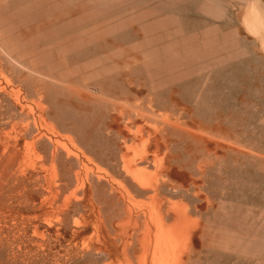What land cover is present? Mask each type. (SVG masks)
Listing matches in <instances>:
<instances>
[{
    "label": "rangeland",
    "instance_id": "rangeland-1",
    "mask_svg": "<svg viewBox=\"0 0 264 264\" xmlns=\"http://www.w3.org/2000/svg\"><path fill=\"white\" fill-rule=\"evenodd\" d=\"M1 1L0 28L4 32L5 43L7 44L9 41L7 45L10 50L12 49V53L23 61L24 65H28L26 67L33 68L37 78L33 77L34 72V74H30L31 72L24 66L16 65L14 68L7 58L5 59L6 62L1 60L4 57L0 53V72L3 71L6 75H3V72L0 73V83L2 84H0L2 86H0V93L4 94H0V264H140L139 256L144 249L140 241L141 236H138L141 229L138 231L139 229L134 226L133 222H129L127 216L121 213L120 203L117 200L113 201L115 199L113 196L109 197L110 188L107 182L110 183V179L115 180V182L118 181L115 174H118L119 170L117 169L122 164L121 154L126 150L129 154L131 153L129 155L130 162L139 161L141 155L134 148L137 150L138 147L139 151L143 140L144 143L152 145V155L165 157L170 170L175 175L185 177L186 182L182 183L176 180L174 176H170L167 179L169 189L167 191H165L166 189L161 190V194L169 202H180L176 209H171V205H168L171 213L175 212L174 210H181L179 208L182 206L191 219V223L186 228L189 236V243L186 245L180 242L175 244L170 241V243L165 242L164 245L155 248V241L164 238L157 232L154 224L150 225L149 256L155 255L157 260L163 264H264V48L259 50L260 46L262 47L264 44V40H262L264 39V0H100L75 16L64 19L53 28H47V32L55 28L50 31V34L44 30V32L31 35L34 40L29 36L30 39L25 38L24 41L17 38V35L10 38L7 36V31L12 28L15 29V27L23 30L26 29V26L48 21L92 0H78V2L77 0ZM73 2L75 3L73 4ZM76 4L78 5L75 6ZM204 5L210 6L213 11L220 9V16H213L212 11L208 15L205 14ZM58 9L59 11H57ZM92 9L94 10L92 11ZM21 10L23 15H21ZM78 16L82 18H78V20ZM22 20H24L25 25L22 24ZM28 21L32 25L30 23L28 26ZM73 24L76 25L75 29L73 28L76 33L72 31ZM92 26L93 28H91ZM98 27H102V29L98 30ZM248 29L250 33L247 32ZM57 30L65 33V36L61 32L57 34L59 33ZM36 34H39V40ZM76 36L79 37V41ZM41 38L43 39L41 40ZM47 40L48 44L46 43ZM51 41L54 42L51 43ZM83 41L86 44L85 48ZM94 42L96 43L93 45ZM108 58L111 62L108 61ZM60 61L66 68L63 64L59 65ZM8 65L11 66L10 70L9 67L7 68ZM18 66L19 71L24 68L20 71L21 73L17 71ZM38 66L41 71L43 68L44 72L40 73ZM46 70L49 72L48 75H46ZM65 70L68 72L65 73ZM10 71L14 74H11ZM55 73L56 77L54 76ZM77 73H79V80ZM37 74L41 75V80L40 77L38 79ZM1 75L3 76L1 77ZM18 77L25 82L24 91H22L23 82L16 79ZM60 78L85 91V88L93 87L100 96L103 95L102 99H95L86 106L75 101V99L73 101L71 99L73 97L66 89L52 81ZM15 80H18L19 85H15L17 84ZM8 81L10 82L8 83ZM27 84L30 86L29 88H26L28 87ZM17 86L21 87L18 88ZM39 91L40 93H38ZM28 93L32 94L33 97L32 95L29 96ZM28 96L30 99L27 98ZM63 97L64 99L67 98L65 100L71 104H67L62 99ZM6 98H9L10 101ZM24 98L27 99V102ZM6 100L7 102H5ZM20 102L25 111L19 105ZM38 103L48 109L47 111L45 109V113L47 117L50 116L47 119L45 115L44 118L51 120V122L46 120L51 128H42L36 120L37 128H35L36 130L40 128V130L36 132L35 128L30 126L35 132H31L30 127L28 132H24L25 127H21V123L24 121L23 117L26 119L28 115L31 121V115L34 117L37 115ZM113 103L116 105V109L112 108ZM10 104L13 111L10 109ZM26 108L29 109L30 113ZM15 110L22 116L19 117ZM32 112L34 114H31ZM159 117L161 118L159 119ZM162 117L169 121L165 122ZM163 120L165 127L162 124ZM19 121H21L20 124L15 123ZM30 121L28 122L32 124L33 119ZM9 122L10 124H8ZM156 122L158 126L154 125L157 124ZM173 122L178 126H175ZM151 124L155 127H151ZM161 124L162 128L168 129L162 130ZM186 125L188 126L185 127ZM45 129L49 135L53 136L54 145L50 146L47 142L43 143L42 141L34 150L27 147L29 154L26 153L28 149L25 144L37 139L41 131L45 132ZM174 129L178 130L175 131ZM197 130H200L201 133ZM26 133H29L30 136ZM194 133L196 136L192 135ZM199 134L203 135L200 140V137L196 138L201 136ZM208 134L213 137L209 138ZM205 137H208L210 142ZM123 140H126L127 144ZM56 141L68 150H75L70 151L75 153L80 160H83V165L76 164L72 158L70 161L69 159L67 161L66 157V160L63 159L62 156L65 154L62 155L58 152L57 149L60 146ZM207 144L209 147L206 146ZM78 145L80 147H75ZM132 147L133 151L131 150ZM56 152H58L57 156L60 154L58 157L55 156ZM25 155L28 157L30 155V160L27 159L28 157L25 159ZM32 155H35L36 160L38 155V160H34ZM46 155L48 157H45ZM207 155L210 158L213 156L211 160L208 161L210 158ZM53 156L62 161L57 162ZM45 158L46 161L47 158H50L48 164ZM53 159L55 163H60L62 166H58L60 164L54 165ZM149 161L147 170L151 173L154 171L152 165L154 163H151V159ZM114 163L117 164V167ZM75 164L78 166L75 167ZM207 168L209 169L207 170ZM195 170L197 173H193ZM87 172L97 174L102 181L95 184H101V186L89 187L86 184L84 192L82 194L80 192L81 196H79L78 191L74 193V190L78 188V184L75 183L76 175H79V179H84ZM57 175V179L54 178ZM63 176L68 180H63ZM72 176H75V179L71 178ZM33 177H37V180ZM44 178L45 180H43ZM69 178L74 181L75 185L73 183L72 186L70 185L71 180L69 181ZM33 179L37 182H34ZM53 180L54 186H52ZM39 181H43L42 184ZM65 182L67 185L69 184V187ZM30 183L33 184L34 190ZM191 183L193 184L191 185ZM62 188L64 189L62 190ZM27 189L29 190L26 191ZM44 190L45 192H43ZM57 190L58 192H56ZM97 190L98 194H96ZM183 190L184 192H182ZM25 192L27 193L25 194ZM39 192L43 195H40ZM104 192L106 195L108 193L109 198ZM174 193H176L175 196ZM89 194L91 195L89 196ZM193 194L196 195L195 198ZM182 197H185L184 200ZM110 198L112 199L110 200ZM135 200H143V197H136ZM98 201L99 203L102 201L101 205ZM11 202L12 204H10ZM23 202L25 206L29 204L31 207H24ZM10 206L13 210H10ZM104 210H108V212ZM109 211L111 212L109 213ZM52 215L55 216L51 219ZM56 215L59 216L58 221ZM41 218L45 220L49 218V222L48 220L42 221ZM175 222V216L170 214L167 224L173 225ZM92 226L97 227L95 228L97 232ZM113 228L116 231H113ZM179 228L180 226L176 227V229ZM91 236L93 238H90ZM213 238L218 239L221 244L212 243L211 239ZM99 245L101 246L100 250H98ZM136 246L139 250L136 249ZM132 247L138 252L132 250ZM125 253H128V257ZM178 255H180L179 261ZM166 261L168 262L166 263Z\"/></svg>",
    "mask_w": 264,
    "mask_h": 264
},
{
    "label": "bare ground",
    "instance_id": "bare-ground-1",
    "mask_svg": "<svg viewBox=\"0 0 264 264\" xmlns=\"http://www.w3.org/2000/svg\"><path fill=\"white\" fill-rule=\"evenodd\" d=\"M4 1V0H3ZM100 0H92L91 2H88V3H85V4H82V5H80V6H78L77 8H75V9H73V10H71V11H68V12H66V13H63V14H61V15H58V16H55V17H53V18H51V19H49L48 21H45V22H42V23H37V24H34V25H32V23L31 22H29L28 23V26H29V24L30 25H32V26H29V27H27L26 26V29H23V30H19L18 28H16L15 27V29L14 28H12V29H9L8 31H7V36H10V38H11V36H15V35H17V38H19V39H23V41H24V39L26 38V39H30V37L29 36H31V35H33V34H35V33H41V32H44V30L46 31L47 30V28H50V27H52L53 28V26H55V25H57L58 23H60V22H62L64 19H66V18H70V17H73V16H75L76 14H78L79 12H81L82 10H85V9H87L89 6H92V5H94V4H96V2H99ZM105 1V0H104ZM175 1V0H174ZM14 2V1H13ZM77 2H78V0H77ZM102 2V1H101ZM107 2V1H106ZM1 3H2V1L0 0V5H1ZM75 2H73V4H74ZM81 3V2H80ZM178 3V2H177ZM198 4V3H197ZM10 5V4H9ZM78 4H76L75 6H77ZM3 6V5H2ZM17 6V5H16ZM196 7V6H195ZM202 7V6H201ZM210 9H209V8ZM206 6V5H204L203 6V9L207 12H205V14H207L208 15V13L210 12V11H212V13H213V16H217V17H219L220 16V13H219V10H211V7L210 6ZM25 8V7H24ZM250 8V7H249ZM15 9V8H14ZM32 9V8H31ZM192 9V8H191ZM247 9V8H246ZM11 10H12V7H11ZM25 10V9H24ZM61 10V9H60ZM94 9H92V11H93ZM95 10H97V9H95ZM99 10V9H98ZM250 10H253V9H250ZM249 10V11H250ZM57 11H59V9L57 10ZM62 11H63V8H62ZM62 11H60V12H62ZM112 11V10H111ZM25 12H27V11H25ZM24 12V13H25ZM56 12V11H55ZM180 12H182V11H180ZM191 12V11H190ZM254 12V11H253ZM33 13V12H32ZM59 13V12H58ZM88 13H90V12H88ZM92 13V12H91ZM96 13V12H95ZM204 13V12H203ZM20 14V13H19ZM27 14V13H26ZM30 14V13H29ZM35 14V13H34ZM211 14V13H210ZM209 14V15H210ZM21 15H23L22 14V10H21ZM31 15V14H30ZM29 15V16H30ZM35 15H37V13L35 14ZM94 15V14H93ZM18 16H20V15H18ZM83 16V15H82ZM96 16V15H95ZM212 16V17H213ZM23 18L25 17V16H22ZM33 17H35V16H33ZM46 17V16H45ZM241 17H243V16H241ZM16 18V17H15ZM76 18V17H75ZM78 18H82V17H80V16H78L77 17V19ZM238 18H240V17H238ZM22 19V18H21ZM27 19V18H26ZM26 19H25V21H26ZM37 19V18H36ZM93 19V18H92ZM258 19V18H257ZM28 20H30V19H28ZM71 20V19H70ZM72 20H75V19H72ZM79 20V19H78ZM78 20H75V21H78ZM246 20V19H245ZM17 21H19V20H17ZM24 20H22L21 22H22V24L24 23L23 22ZM36 22H37V20H35ZM81 21H82V19H81ZM89 21H90V18H89ZM262 21V20H261ZM15 22V21H14ZM13 22V23H14ZM38 22H39V18H38ZM70 22V21H69ZM72 22V21H71ZM86 22H87V20H86ZM242 22V21H241ZM247 22H248V20H247ZM77 23H80V22H77ZM216 23H217V21H216ZM17 24H18V22H17ZM74 24H76V23H74ZM73 24V25H74ZM188 24V23H187ZM18 25H20V24H18ZM17 25V26H18ZM24 25H25V23H24ZM73 25H71V26H73ZM79 25V24H78ZM117 25V24H116ZM64 26V25H63ZM105 26V25H104ZM111 26V25H110ZM21 27H22V25H21ZM75 27H76V25H74L73 27H72V29L74 28L75 29ZM78 27V26H77ZM103 27V26H102ZM102 27H98V30H100V28L102 29ZM106 27V26H105ZM262 27V26H261ZM25 28V27H24ZM57 28V27H56ZM91 28H93V26L91 27ZM96 28H97V26H96ZM111 28V27H110ZM251 28V27H250ZM254 28V27H253ZM55 29V28H54ZM54 29H50V31L51 30H54ZM65 29V28H64ZM74 29L72 30L73 32H75L74 31ZM78 30H79V27L77 28ZM108 29V28H107ZM116 29H118L117 27H116ZM259 29V28H258ZM60 30V29H59ZM81 30V29H80ZM88 30V29H87ZM97 30V29H96ZM97 30V31H98ZM245 30H247V29H245ZM244 30V31H245ZM50 31L49 32H47L46 31V33L48 34H50ZM58 31V30H57ZM71 31V32H72ZM96 31V32H97ZM116 31V30H115ZM256 31V30H255ZM54 34H55V32L54 31H52ZM59 32V31H58ZM61 33H62V31H60ZM60 32L59 33H57V34H60ZM66 32V31H65ZM70 32V31H69ZM69 32H67V33H69ZM84 32V31H83ZM90 32V30L88 31V33ZM103 32H104V30H103ZM112 32V31H111ZM247 32H249V29H248V31ZM252 32V31H251ZM4 32L2 31V28H0V53L3 55V57H4V59H1V60H4L5 61V59L7 58L8 59V61H9V63H10V65L12 64V67L14 66V68H15V66L16 65H19L20 67H22V66H24L25 68H27L28 69V71H30L31 73L30 74H34L35 73V70L33 69V68H31V67H26V66H28V65H24V63H23V61H21L19 58H17L16 57V55H14L12 52V49L10 50L9 49V46L7 45L8 43H9V41L7 42V44L5 43V37H4V34H3ZM76 33V32H75ZM93 33V32H92ZM101 33V32H100ZM107 33V32H106ZM113 33V32H112ZM250 33V32H249ZM47 34H45V35H47ZM52 34V33H51ZM54 34H53V37H54ZM63 34V33H62ZM65 34V33H64ZM63 34V35H64ZM81 34V33H80ZM102 34V33H101ZM104 34V33H103ZM102 34V35H103ZM255 34H257V33H255ZM258 34H260V33H258ZM263 34V33H262ZM37 35V34H36ZM39 35V34H38ZM38 35H37V37H38ZM95 35V34H94ZM111 35V34H110ZM249 35V34H248ZM247 35V36H248ZM252 35V34H251ZM48 36V35H47ZM57 36V35H56ZM62 36V35H61ZM65 36V35H64ZM67 36V35H66ZM95 36H97V35H95ZM103 36H106V35H103ZM253 36V35H252ZM260 36V35H259ZM29 37V38H28ZM33 36H31V39H33L32 38ZM37 37H34V38H37ZM81 37V36H80ZM88 37V36H87ZM262 37V36H261ZM46 38H48V37H46ZM63 38V37H62ZM65 38V37H64ZM72 38V37H71ZM70 38V39H71ZM76 38L78 39L79 37L78 36H76ZM103 38V37H102ZM105 38V37H104ZM13 39H14V37H13ZM38 40H39V37L37 38ZM43 38H41V40H42ZM50 39V38H49ZM54 39H56V38H54ZM53 39V40H54ZM57 39H60V38H57ZM82 39V38H81ZM34 40V39H33ZM32 40V41H33ZM64 40V39H63ZM74 40V39H73ZM85 40V39H84ZM94 40V39H93ZM103 40V39H102ZM262 40H264V39H262ZM29 41V40H28ZM31 41V40H30ZM45 41V40H44ZM66 41V40H65ZM78 41H79V39H78ZM98 41V40H97ZM100 41V40H99ZM11 42H12V40H11ZM20 42H22V41H20ZM26 42H27V40H26ZM35 42V41H34ZM37 42V41H36ZM39 42H41V41H39ZM54 41H51V43H53ZM57 42V41H56ZM71 42H72V39H71ZM75 42V41H74ZM90 42V41H89ZM88 42V43H89ZM93 42V41H92ZM23 43V42H22ZM21 43V44H22ZM47 44H48V40H47V42H46ZM69 43V42H68ZM83 43H84V48L86 47V44H85V42L83 41ZM86 43H87V41H86ZM96 42H94L93 43V45L95 44ZM34 44V43H33ZM38 44V43H37ZM66 44V43H65ZM261 44H263V43H261ZM24 45V44H23ZM258 45V44H257ZM32 46V45H31ZM45 46V45H44ZM48 46V45H47ZM70 46V45H69ZM77 46H79V45H77ZM89 46H91V45H89ZM88 46V47H89ZM134 46V45H133ZM136 46H138V45H136ZM23 47H25V46H23ZM30 47V46H29ZM46 47V46H45ZM71 47V46H70ZM107 47V46H106ZM142 47V46H141ZM141 47H140V49H141ZM26 48H28V47H26ZM77 48V47H76ZM75 48V49H76ZM83 48V47H82ZM261 48H264V44H263V46L261 47L260 46V48H259V50L261 49ZM54 49V48H53ZM73 50V49H72ZM77 51H79L78 49H76ZM132 50H135V49H132ZM46 51H47V49H46ZM59 51V50H58ZM68 51V50H67ZM123 51V50H122ZM55 52V51H54ZM30 53V52H29ZM42 53V52H41ZM82 53V52H81ZM80 53V54H81ZM79 54V55H80ZM120 54H121V52H120ZM124 54V53H123ZM122 54V55H123ZM128 54V53H127ZM153 54V53H152ZM73 55V54H72ZM71 55V56H72ZM74 55H75V53H74ZM124 55H126V54H124ZM130 55V54H129ZM132 55H134V54H132ZM6 56V57H5ZM32 56H33V54H32ZM67 56H69V55H67ZM153 56V55H152ZM151 56V57H152ZM54 57V56H53ZM101 57V56H100ZM117 57H118V55H117ZM127 57V56H126ZM128 57H130V56H128ZM149 57H150V55H149ZM154 57V56H153ZM2 58V57H1ZM33 58V57H32ZM36 58V57H35ZM67 58V57H66ZM111 58V57H110ZM120 58V57H119ZM144 58V57H143ZM55 59H56V57H55ZM86 59V58H85ZM102 59V58H101ZM106 59V58H105ZM120 59H122V58H120ZM30 60V59H29ZM67 60V59H66ZM27 61V60H26ZM31 61V60H30ZM34 61V60H33ZM33 61H32V63H33ZM57 61V60H56ZM59 61V60H58ZM108 61H110V59L108 58ZM149 61V60H148ZM147 61V62H148ZM6 62V61H5ZM111 62V61H110ZM110 62H108V63H110ZM117 62V61H116ZM152 62H154V61H152ZM1 63V62H0ZM28 63H29V61H28ZM59 63V62H58ZM112 63H115V62H112ZM6 64V63H5ZM27 64V63H26ZM60 64H63V63H61V61H60V63H59V65ZM147 64V63H146ZM7 65V64H6ZM30 65V64H29ZM66 65V64H65ZM107 65H110V64H107ZM106 65V66H107ZM149 65V64H148ZM5 66V65H4ZM19 66L17 67V71H19L18 70V68H19ZM63 66H64V64H63ZM63 66H62V68H63ZM140 66H141V64H140ZM9 67V65L7 66V68ZM39 67V66H38ZM42 67V66H41ZM56 67V66H55ZM65 67V66H64ZM70 67V66H69ZM72 67V66H71ZM133 67H138V66H133ZM147 67H149V66H147ZM151 67V66H150ZM2 68V67H1ZM10 68H11V66L8 68L9 70H10ZM37 68V67H36ZM35 68V69H36ZM40 68V67H39ZM66 68V67H65ZM80 68V67H79ZM121 68V67H120ZM24 69V68H23ZM22 69V70H23ZM26 69V70H27ZM46 69V68H45ZM64 69V68H63ZM76 69V68H75ZM78 69V68H77ZM129 70H130V68H128ZM4 70H6V69H4ZM9 70H7V71H9ZM14 70V69H13ZM22 70H20V71H22ZM40 70V73L44 70L43 68H42V71H41V68L39 69ZM19 71V72H20ZM25 71V70H24ZM28 71H26V73L28 72ZM66 72L65 73H67L68 71L67 70H65ZM79 71H82V70H79ZM78 71V72H79ZM88 71V70H87ZM123 71H125V70H123ZM134 71V70H133ZM3 72V71H2ZM2 72H0V73H2ZM11 72V74H14V73H12V71H10ZM34 72V73H33ZM44 72V71H43ZM45 72H47V70L45 71ZM70 72V71H69ZM86 72V71H85ZM118 72V71H117ZM21 73V72H20ZM24 73V72H23ZM29 73V72H28ZM37 73H38V71H37ZM48 73L49 72H47V74L46 75H48ZM83 73H84V71H83ZM89 73V72H88ZM9 74V73H8ZM71 74V73H70ZM78 74L79 73H77V77H78ZM84 74H86V73H84ZM3 75H5L4 74V72H3ZM3 75H1V77L3 76ZM38 75V74H37ZM44 75V74H43ZM45 75V76H46ZM6 76V75H5ZM10 76V75H9ZM14 77H15V75H13ZM21 76V75H20ZM41 76V75H40ZM39 75H38V79H39V77H40ZM50 76H52V75H50ZM49 76V77H50ZM55 77H56V73H55V75H54ZM84 76V75H83ZM86 76V75H85ZM102 76V75H101ZM12 77V76H11ZM11 77H8L9 79L11 78ZM33 77H36L37 78V76H36V73H35V75L33 76ZM5 78V77H4ZM20 77H18V78H16V79H19ZM76 78V77H75ZM82 78V77H81ZM24 79V78H23ZM45 79H47V78H45ZM44 79V80H45ZM49 79V78H48ZM78 80H79V77L77 78ZM77 79H75V80H77ZM83 79V78H82ZM19 80H21V79H19ZM26 80H27V78H26ZM40 80H41V77H40ZM50 81H51V79H49ZM56 81H54V80H52L53 82H55L56 84H58V85H60V86H62L64 89H66L68 92H69V94L73 97V98H71L73 101H74V99H75V101H78V102H81L82 104H84L85 106H86V104H88L89 102H92L93 100L95 101V99H102V96H100L99 95V93H98V91L95 89V88H93V87H90L89 85V87H87V88H85L86 89V91L85 90H83L82 88H80V87H78L77 85L76 86H74V85H71V84H69L67 81H65V80H63V79H55ZM72 79H70V81H71ZM1 81V80H0ZM11 81V84H12V86H13V81H12V79L10 80ZM10 81H8V83L10 82ZM16 81V80H15ZM18 81V80H17ZM16 81V82H17ZM22 81V80H21ZM31 81V80H30ZM38 81V80H37ZM69 81V82H70ZM73 81V80H72ZM85 81V80H84ZM5 82V81H4ZM23 82V81H22ZM29 82V81H28ZM36 82V81H35ZM35 82H33V83H35ZM6 83V82H5ZM27 83V82H26ZM40 83V82H39ZM47 83V82H46ZM55 83H53V84H55ZM98 83H99V81H98ZM1 84V83H0ZM7 84V83H6ZM25 84V82H23V88H22V91H24V85ZM74 84V83H73ZM2 85V84H1ZM0 85V86H1ZM15 85H19L18 84V82H17V84H15ZM21 85V84H20ZM93 85H94V83H93ZM129 85V84H128ZM4 86V85H3ZM6 86V85H5ZM7 86H9V85H7ZM26 86H28V87H26V88H29L30 86L27 84ZM60 86H59V88H60ZM2 87V86H1ZM11 87V86H10ZM18 87V86H17ZM21 87V86H20ZM20 87H18V88H20ZM39 87V86H38ZM41 87V86H40ZM39 87V88H40ZM49 87V86H48ZM58 87V86H57ZM17 88V89H18ZM26 88H25V90H26ZM37 88V87H36ZM43 88V87H42ZM7 89H8V87H7ZM10 89V88H9ZM15 89V88H14ZM13 89V90H14ZM38 89V88H37ZM98 89V88H97ZM12 90V89H11ZM19 90V89H18ZM33 90H34V88H33ZM100 90V89H99ZM126 90V89H125ZM16 91V90H15ZM30 91H31V89H30ZM103 91V90H102ZM102 91H101V93H102ZM5 92V91H4ZM12 92V91H11ZM29 92V91H28ZM32 92H34V91H32ZM36 92V91H35ZM42 92V91H41ZM6 93H8V92H6ZM15 93V92H14ZM18 93V92H17ZM16 93V94H17ZM20 93H21V91H20ZM19 93V94H20ZM31 93V92H30ZM38 93H40V91L38 92ZM1 95H4L3 93H0ZM23 94H24V92H23ZM33 94H35V93H33ZM45 94H47V93H45ZM104 94H105V92H104ZM9 95V97H10V93L8 94ZM28 95L30 96V95H32V94H29L28 93ZM36 95V94H35ZM44 95V94H43ZM109 95V94H108ZM5 96H6V94H5ZM14 96V95H13ZM12 96V97H13ZM27 96V95H26ZM27 97V98H29L30 99V97ZM65 96V95H64ZM110 96V95H109ZM2 97V96H1ZM4 97V96H3ZM16 97H18V96H16ZM32 97H33V95H32ZM31 97V98H32ZM65 97H67V96H65ZM14 98V97H13ZM19 98V97H18ZM42 99H43V97H41ZM103 98H105V97H103ZM4 99V98H3ZM6 99H8L9 100V98H6ZM10 99H11V97H10ZM25 99V98H24ZM32 99H34V98H32ZM46 99H47V97H46ZM62 99H64V97L62 98ZM65 99H67V98H65ZM64 99V100H65ZM108 99V98H107ZM110 100H111V97L109 98ZM108 99V100H109ZM150 99V98H149ZM14 100V99H13ZM26 100V102H27V99H25ZM48 100V99H47ZM46 100V101H47ZM10 101V100H9ZM21 101H22V98H21ZM37 101V100H36ZM45 101V102H46ZM66 101V100H65ZM64 101V102H65ZM5 102H7V100L5 101ZM24 102V101H23ZM44 102V103H45ZM67 102V101H66ZM116 102V101H115ZM77 103V102H76ZM117 103V102H116ZM119 104H121L120 102H118ZM138 103V102H137ZM12 104V103H11ZM11 104H10V106H11ZM32 104V103H31ZM67 104H71V103H69V101L67 102ZM105 104V103H104ZM118 104V105H119ZM152 104V103H151ZM19 105H21V102H20V104ZM18 105V106H19ZM24 105V104H23ZM46 105H47V103H46ZM45 105V106H46ZM89 105V104H88ZM106 105V104H105ZM124 105H125V103H124ZM14 106V105H13ZM17 106V105H16ZM125 106H127V104L125 105ZM38 110L36 111L37 112V115L34 117L33 115H31V114H34L33 112L30 114L31 115V117H32V119H33V121H32V119H31V121L33 122L32 124L31 123H29L28 121H30V117L27 115H25V114H23V115H25L26 116V119H25V117H23V119H24V121H26V122H24L23 120V122L21 123L22 125H21V127L22 126H24L25 127V130H24V132L26 131V132H28V128L31 126L32 128H35L36 127V120H37V122H39L40 123V126L43 128H45L46 127V129L47 128H51L50 126H49V124L46 122V120L49 118V116L47 117V115H46V113H45V109H46V107L44 108V107H42L41 105H40V103H38ZM109 107V106H108ZM116 107V105L113 103L112 104V108H115ZM130 107V106H129ZM15 108V107H14ZM21 108H23L22 107V105H21ZM20 108V109H21ZM11 111H13L12 110V106H11ZM24 109V111H25V108H23ZM26 109H28V108H26ZM31 109V108H30ZM116 109V108H115ZM129 109V108H128ZM141 109V108H140ZM139 109V110H140ZM153 109V108H152ZM17 110V109H16ZM15 110V113H18L17 111ZM22 110V109H21ZM32 110V109H31ZM48 109H46V111H47ZM154 110V109H153ZM173 110V109H172ZM123 111V110H122ZM20 112V111H19ZM28 112L30 113V111H29V109H28ZM119 112V111H118ZM134 112V111H133ZM141 112H142V109H141ZM137 113H139L138 111H137ZM150 113V112H149ZM180 113V112H179ZM132 114V113H131ZM146 114V113H145ZM150 114H152V113H150ZM161 114V113H160ZM160 114H158V115H160ZM181 114V113H180ZM17 115H19V117H21L22 115H20L19 113L17 114ZM46 115V116H45ZM142 115V114H141ZM140 115V116H141ZM152 115H154V114H152ZM44 116H45V118L47 117V119L45 120V118H44ZM55 116V115H54ZM136 116V115H135ZM155 116V115H154ZM157 116V115H156ZM161 116V115H160ZM18 117V118H19ZM123 117V116H122ZM148 117H150V116H148ZM153 117V116H152ZM51 118V117H50ZM142 118V117H141ZM155 118V117H154ZM161 117H159V119H160ZM162 118H164V117H162ZM52 119V118H51ZM158 119V118H157ZM158 119V120H159ZM165 119V118H164ZM175 119V118H174ZM179 119V118H178ZM9 120V119H8ZM18 120H20V119H18ZM157 120V121H158ZM30 121V122H31ZM47 121H50L51 122V120H47ZM159 121H161V120H159ZM166 121H169V120H167V118L165 119V122ZM10 122H12V120H10ZM10 122L8 123V124H10ZM20 122L21 121H19V122H15V123H19L20 124ZM164 120L162 121V124H163V126L165 127V125H164ZM180 122V121H179ZM52 123H53V121H52ZM131 123V122H130ZM157 123V122H156ZM168 123V122H167ZM166 123V124H167ZM174 123V122H173ZM4 124V123H3ZM12 124V123H11ZM23 124H25V125H23ZM148 125H149V123H147ZM153 124V123H152ZM151 124V127H155L156 125L158 126V123L157 124H154L155 126H153ZM162 124H161V128H162ZM173 125V124H172ZM174 125H175V123H174ZM183 125V124H182ZM9 126V125H8ZM39 126V125H38ZM167 126V125H166ZM175 126H178V125H175ZM188 125H186L185 127H187ZM30 127V130H31V132H35V130H36V128H35V130H33L32 128ZM56 127V126H55ZM164 127L162 128V130L164 129ZM170 127V126H169ZM5 128V127H4ZM39 128V127H38ZM139 128V127H138ZM177 128V127H176ZM180 128V127H179ZM189 128V127H188ZM10 129V128H9ZM12 129V128H11ZM45 129V132H42L41 131V133L39 134V136H38V138L37 139H33L32 141H30V142H27L25 145H26V148L27 147H29V149L30 148H32L33 150L36 148V146L40 143V142H42L43 141V143L45 142H47L48 143V145H50V146H53L54 145V142L55 141H53V139H52V135L50 136L48 133H47V130ZM136 129V128H135ZM140 129V128H139ZM156 129V128H155ZM165 129H168V128H165ZM164 129V130H165ZM183 129V128H182ZM199 129V128H198ZM30 130H29V132H30ZM33 130V131H32ZM39 130H40V128H39ZM38 129L36 130V132L37 131H39ZM53 130V129H52ZM175 131L176 130H178V129H174ZM180 130V129H179ZM186 130V129H185ZM190 130H192L191 128H190ZM202 130V129H201ZM9 131H11V130H9ZM23 131V130H22ZM167 131V130H166ZM165 131V132H166ZM187 131H189V130H187ZM200 132L201 133V131L200 130H197V132ZM205 131V130H204ZM217 131V130H216ZM30 132V133H31ZM116 132V131H115ZM193 132H194V130H193ZM206 132V131H205ZM51 133V132H50ZM182 133H183V131H182ZM191 133V132H190ZM215 133V132H214ZM4 134V133H3ZM3 134H2V136H3ZM25 134V133H24ZM32 134V133H31ZM64 134V133H63ZM149 134V133H148ZM187 134V133H186ZM196 133H194V134H192V135H195ZM202 134H205L204 132H202ZM202 134H199V135H201V136H197L196 138H198V137H200L199 138V140L201 139V138H203V135ZM26 135H29V133H26ZM136 135H137V133H136ZM150 135V134H149ZM209 135V134H208ZM207 135V136H208ZM214 135V134H213ZM1 136V135H0ZM24 136V135H23ZM23 136H22V138H23ZM30 136V135H29ZM33 136V135H32ZM31 136V137H32ZM115 136V135H114ZM138 136V135H137ZM140 136V135H139ZM152 136V135H151ZM196 136V135H195ZM210 136V135H209ZM208 136V137H209ZM36 137V136H35ZM194 137V136H193ZM208 137H205V138H207L208 139V141H209V138H212L211 136L208 138ZM216 137V136H215ZM5 139H7V137H4ZM3 138V139H4ZM10 138V137H9ZM21 138V139H22ZM30 138V137H29ZM140 138H141V136H140ZM139 138V139H140ZM128 139H130V138H128ZM145 139V138H144ZM146 139H147V137H146ZM145 139V140H146ZM131 140V139H130ZM129 140V141H130ZM143 140V139H142ZM141 140V141H142ZM159 140V139H158ZM194 140V139H193ZM205 140V139H204ZM229 140V139H228ZM27 141V140H26ZM73 141V140H72ZM122 141V140H121ZM123 141H125L126 142V140H123ZM129 141H128V143H129ZM132 141V140H131ZM147 141H148V139H147ZM163 140H162V138H161V143L163 144V142H162ZM224 141V140H223ZM222 141V142H223ZM23 142H25V141H23ZM203 142V141H202ZM205 142V141H204ZM210 142V141H209ZM56 143L57 144H59V146H60V148L58 147V149L57 150H59L58 152H60V153H62V155H64L65 154V156H62V158L63 159H65L66 160V158H67V161H68V159H69V161L71 160L70 158H72L74 161H75V163L76 164H82L83 165V160H80V158L75 154V153H72L71 151H75V150H72V149H70V150H68V149H66L64 146H62L58 141H56ZM63 143V142H62ZM131 143V142H130ZM135 143V142H134ZM137 143V142H136ZM143 143H144V140H143ZM142 143V147L141 148H139L140 150L138 151V147H137V145H134V147L136 146L137 147V150H136V148H134L135 149V151L136 152H138V154H140L141 155V157H139V161L138 162H130L129 160V155L131 154H129L128 152H127V150L124 152V153H122L121 154V157H122V164H121V166L117 169V170H119L118 171V174L116 175L115 174V176H116V179L118 180L117 182H115V180H112V179H110V183L109 182H107V184L109 185V188H110V191H109V197L110 196H113L115 199L113 200V201H116L117 200V202L118 203H120V205H121V213L124 215V216H127V218H128V221L129 222H133V224H134V226L135 227H137L139 230L138 231H140V229H141V231H140V234H138V236L140 235L141 236V238H140V241H141V243L143 244V246H144V249H142V253H141V255L139 256V261H140V264H163V263H160L159 262V260H157V258H156V256L155 255H151V256H149V253H148V246L150 245V243H151V241H150V239H149V229H150V225H152V224H154L155 225V228L157 229V232L160 234V236H162L164 239H162V240H159V241H155V243H154V247L155 248H159V246H161V245H164L165 244V242H169L170 243V241L171 242H174L175 244H177L178 242H180V243H184L185 245L187 244V243H189V236H188V233H187V230H186V228L188 227V225L191 223V219H190V217L187 215V211L185 212L184 211V209H183V207L181 206L179 209H181V210H174L175 212H173V213H171L170 212V210L171 209H176L177 207H178V205L180 204V202H178V203H172V202H169L167 199H165L164 198V196L161 194V190H165V191H167V189H169L168 188V185H167V179L170 177V176H174V178L176 179V180H179L180 182H182V183H185L186 182V179H185V177H183V176H179V175H175L171 170H170V168H169V166H168V162H167V160L165 159V157H158V156H156V155H152V153H151V149H152V145L150 144V143H144L143 144ZM221 143V142H220ZM124 145H125V143H123ZM126 144H127V142H126ZM167 144V143H166ZM203 144H205V143H203ZM8 145V144H7ZM45 145V144H44ZM47 144H46V146H48ZM131 145V144H130ZM133 145V144H132ZM160 145V144H159ZM170 145V144H169ZM221 145V144H220ZM40 146V145H39ZM38 146V147H39ZM207 147H209V145L207 144L206 145ZM219 146V145H218ZM222 146V145H221ZM75 147H80L79 145L78 146H75ZM140 147V146H139ZM206 147V148H207ZM224 147V146H223ZM17 148V147H16ZM26 148H24V149H26ZM48 148H51V147H48ZM47 148V149H48ZM53 148V147H52ZM122 148V147H121ZM120 148V149H121ZM215 148V147H214ZM28 149V148H27ZM29 149H28V151H26V153L28 152V154H29ZM46 149V150H47ZM74 149V148H73ZM125 149H126V147H125ZM212 149V148H211ZM39 150V149H38ZM41 150V149H40ZM45 150V149H44ZM49 150H52V149H49ZM83 150V149H82ZM132 151H133V147H132V149H131ZM167 150V149H166ZM206 150V149H205ZM230 150V149H229ZM42 151H43V148H42ZM206 151H208V150H206ZM20 152V151H19ZM32 152V151H31ZM39 153H40V151H38ZM47 152H48V150H47ZM58 152H56L55 154V156H57V154H58ZM120 152H122V151H120ZM165 153H166V151H164ZM39 153H38V155H39ZM41 153H43V152H41ZM44 153H45V151H44ZM79 153V152H78ZM155 153V152H154ZM157 153H159V152H157ZM161 153V152H160ZM210 153V152H209ZM212 153H214V152H212ZM225 153V152H224ZM31 154H33V153H31ZM30 154V155H31ZM50 154H51V151H50ZM80 154V153H79ZM85 154V153H84ZM164 154V153H163ZM245 154V153H244ZM30 155H29V157H28V155H25V159L27 158V159H29L30 160ZM38 155H37V160H38ZM48 155H49V152H48ZM48 155H46L45 157H48ZM60 155V154H59ZM58 155V156H59ZM165 155V154H164ZM170 155V154H169ZM204 155V154H203ZM214 155V154H213ZM40 156H42V155H40ZM50 156V155H49ZM57 156V157H58ZM206 156V155H205ZM207 156H209V155H207ZM216 156H218V155H216ZM221 156V155H220ZM223 156H224V154H223ZM32 157L34 158V160H36L35 159V155L33 156L32 155ZM57 157H55L56 159H57ZM61 157V156H60ZM66 157V158H65ZM133 158H134V155L132 156ZM213 157V156H212ZM211 157V158H212ZM22 158V157H21ZM53 158H54V156H53ZM54 158V159H55ZM84 158V157H83ZM131 158V157H130ZM167 158V157H166ZM171 158V157H170ZM203 158V157H202ZM209 158H210V156H209ZM211 158L210 159H208L207 157H206V159H208V161L209 160H211ZM41 159V158H40ZM48 160L46 161V158H45V161L47 162V164H48V161H50L49 159L50 158H47ZM53 159V161H54V163H55V160ZM59 159V158H58ZM57 159V162H61L62 160L61 159H59L58 160ZM85 159V158H84ZM121 159V158H120ZM135 159H136V157H135ZM135 159H133V160H135ZM152 160L151 161V163L153 162L154 164H152L153 165V167H154V171H151V173L147 170L148 169V165L150 164L149 162V160ZM168 159V158H167ZM195 159V158H194ZM214 159H215V157H214ZM36 160V161H37ZM21 161H23L22 159H21ZM32 161V160H31ZM42 161V160H41ZM64 161V160H63ZM67 161H64L66 164L68 163ZM197 161V160H196ZM207 161V160H206ZM25 162V161H24ZM84 162H85V160H84ZM86 162H88V160H86ZM176 162V161H175ZM36 163V162H35ZM34 163V164H35ZM64 163V164H65ZM74 163V162H73ZM94 163V162H93ZM203 163V162H202ZM20 164V163H19ZM18 164V165H19ZM28 164H29V162H28ZM28 164H26V166L28 165ZM52 164V163H51ZM50 164V165H51ZM57 164H60V163H55L54 165H57ZM62 164H63V162H62ZM69 164V163H68ZM72 163H70V165H71ZM76 164L74 165L75 167H77L76 166ZM114 164H116V163H114ZM204 164H206V163H204ZM204 164H203V167H204ZM42 165V164H41ZM40 165V166H41ZM89 165V164H88ZM174 165V164H173ZM200 165H202L201 163H200ZM199 165V166H200ZM210 165H211V163H210ZM29 166V165H28ZM40 166H38V168L40 167ZM58 166H62L61 164L60 165H58ZM57 166V167H58ZM72 166H73V164H72ZM94 166V165H93ZM195 166V165H194ZM197 166V165H196ZM30 167V166H29ZM31 167H32V165H31ZM43 167H45V166H43ZM42 167V168H43ZM56 167V168H57ZM86 169H87V167L86 166H84ZM116 167H117V164H116ZM201 167V166H200ZM41 168V167H40ZM58 168H61V167H58ZM70 168H71V166H70ZM80 168V167H79ZM78 168V169H79ZM151 168V167H150ZM196 168V167H195ZM198 168V167H197ZM23 169V168H22ZM33 169V168H32ZM31 169V170H32ZM68 169V168H67ZM72 169H75V168H72ZM77 169V168H76ZM75 169V170H76ZM116 169V168H115ZM152 169V168H151ZM209 168H207V170H208ZM10 170V169H9ZM8 170V171H9ZM37 170V169H36ZM41 170V169H40ZM44 170V172H45V169H43ZM42 170V171H43ZM51 170V169H50ZM53 170H54V168H53ZM61 170V169H60ZM71 170V169H70ZM102 170V169H101ZM202 170V169H201ZM179 171V170H178ZM181 171V170H180ZM2 172V171H1ZM69 172V171H68ZM72 172V171H71ZM81 172H82V170H81ZM153 172V173H152ZM191 172V171H190ZM194 172H196V170L195 171H193V173ZM41 173H43V172H41ZM46 173V172H45ZM55 173V172H54ZM58 173V172H57ZM197 173V172H196ZM199 173V172H198ZM203 173V172H202ZM206 173V172H205ZM36 174V173H35ZM47 174H49V173H47ZM47 174H45V175H47ZM106 174V173H105ZM190 174V173H189ZM54 175V174H53ZM61 175V174H60ZM101 175V174H100ZM198 175V174H197ZM200 175H202L201 173H200ZM204 175V174H203ZM41 176V175H40ZM48 176V175H47ZM68 176H69V173H68ZM79 175H76V179H75V176L73 177H71V178H73V179H75V183H77L78 184V188H76L77 190H74V193H76V191H78L79 192V194H80V192H81V194L84 192V187H85V185L86 184H88L89 185V187L90 186H94V185H97V184H95V183H97V182H100V181H102L101 180V178L99 177V176H97V174L95 175L93 172H87L86 174H85V178L84 179H79V177H78ZM81 176V175H80ZM103 176V175H102ZM192 176V175H191ZM30 177V176H29ZM38 177V176H37ZM36 177V178H37ZM44 177V176H43ZM42 177V178H43ZM46 177V176H45ZM54 177V176H53ZM57 177H58V175L57 176H55L54 178H56L57 179ZM110 177H112L113 178V176H110ZM202 177V176H201ZM31 178V177H30ZM29 178V179H30ZM33 178H35V177H33ZM35 178V179H36ZM61 178V177H60ZM103 178V177H102ZM106 178V177H105ZM108 178V177H107ZM115 178V177H114ZM191 178V177H190ZM196 178V177H195ZM194 178V179H195ZM203 178V177H202ZM35 179H33L34 180V182L37 180H35ZM48 179H49V177H48ZM47 179V181L49 182V180ZM62 179L63 180H65V181H67L65 178H64V176L62 177ZM61 179V180H62ZM193 179V178H192ZM28 180V179H27ZM43 180H45V178L43 179ZM51 180V179H50ZM55 180V179H54ZM54 180H53V185L52 186H54ZM71 179L69 178V181H70ZM198 180H199V178H198ZM31 181H32V179H31ZM41 181V180H40ZM39 181V183L40 184H42V182H40ZM73 180H71V182H70V185L72 186L73 184L75 185V183H74V181L72 182ZM103 181H104V179H103ZM193 181V180H192ZM33 182V183H34ZM37 182V181H36ZM106 182V181H105ZM176 182V181H175ZM28 183H29V181H28ZM28 183H27V185H28ZM73 183V184H72ZM174 183V182H173ZM32 186H33V184L32 183H30ZM44 184H45V182H44ZM52 184V183H51ZM58 184V183H57ZM65 184H66V182H65ZM193 183H191V185H192ZM38 185V184H37ZM62 185V184H61ZM64 185V184H63ZM67 185V184H66ZM65 185V186H66ZM69 185V184H68ZM67 185V186H68ZM25 186H26V183H25ZM42 186V185H41ZM45 186H47V185H45ZM55 186L57 187V185L55 184ZM66 186V187H67ZM98 187L99 186H101V184L100 185H97ZM22 187H23V185H22ZM64 187V186H63ZM69 187V186H68ZM97 187V188H98ZM104 187H107V186H104ZM103 187V188H104ZM189 187H190V185H189ZM193 187V186H192ZM203 187V186H202ZM32 188V187H31ZM40 188V187H39ZM102 188V189H103ZM175 188V187H174ZM188 188V187H187ZM21 189V188H20ZM41 189V188H40ZM40 189H38V190H40ZM46 189V188H45ZM64 188H62V190H63ZM89 190H90V188H88ZM171 189V188H170ZM183 189V188H182ZM193 189V188H192ZM25 190V189H24ZM23 190V191H24ZM29 189H27L26 191H28ZM33 190H34V186H33ZM46 190H48V189H46ZM54 190H56V189H54ZM94 190V189H93ZM176 190V189H175ZM177 190H178V187H177ZM176 190V191H177ZM199 190H200V188H199ZM30 191H32V190H30ZM61 191V189L59 190V192ZM191 191V190H190ZM195 191V190H194ZM203 191V190H202ZM43 192H45V190L43 191ZM47 192V191H46ZM56 192H58V190L56 191ZM98 192V190L96 191V194H98L97 193ZM164 192V191H163ZM182 192H184V190L182 191ZM27 192H25V194H26ZM42 193V192H41ZM106 192H104V194H105ZM171 193H173V192H171ZM181 193V192H180ZM186 193H188L187 191H186ZM200 193V192H199ZM198 193V194H199ZM25 194H24V196H25ZM29 194V193H28ZM36 194V193H35ZM39 194H40V192H39ZM45 194H47V193H45ZM48 194H50V193H48ZM47 194V195H48ZM57 194H59V193H57ZM62 194V193H61ZM81 194L79 195V196H81ZM166 194V193H165ZM169 195H170V192L168 193ZM175 194L176 193H174L173 195L175 196ZM189 194V193H188ZM197 194V193H196ZM197 194V195H198ZM32 195V194H31ZM40 195H43V194H40ZM74 195V194H73ZM72 195V196H73ZM91 194H89V196H90ZM95 195V194H94ZM106 195V194H105ZM107 195H108V193H107ZM106 195V197H108ZM172 195V194H171ZM180 196L182 195V194H179ZM194 195V194H193ZM139 196H142L143 197V200H135V198L136 197H139ZM165 196H167V195H165ZM184 196V195H183ZM187 196V195H186ZM185 196V197H186ZM189 197H190V194L188 195ZM195 196L196 195H194V198H195ZM38 197V196H37ZM40 197V196H39ZM58 197V196H57ZM76 197V196H75ZM108 197V198H109ZM135 197V198H134ZM185 197H182V199L184 200V198ZM208 197V196H207ZM17 198V197H16ZM77 198V197H76ZM79 198V197H78ZM89 198V197H88ZM96 198V197H95ZM170 198V197H169ZM20 199V198H19ZM23 199V198H22ZM25 199H26V197H25ZM24 199V202L26 201ZM38 199V198H37ZM43 199V198H42ZM45 199H46V196H45ZM65 199V198H64ZM91 199V198H90ZM93 199V198H92ZM112 198H110V200H111ZM171 199V198H170ZM179 200L181 199V198H178ZM200 199V198H199ZM21 200V199H20ZM29 200V199H28ZM176 200V199H175ZM193 200V199H192ZM195 200V199H194ZM33 201H34V199H33ZM92 201V200H91ZM100 201V200H99ZM99 201H98V203H99ZM103 201V200H102ZM101 201V202H102ZM106 201V200H105ZM177 201V200H176ZM204 201V200H203ZM209 201V200H208ZM14 202V201H13ZM21 202V201H20ZM23 202V203H24ZM29 202V201H28ZM28 202H26V204H28ZM58 202V201H57ZM56 202V203H57ZM97 202V201H96ZM95 202V203H96ZM100 202V203H101ZM37 203V202H36ZM40 203V202H39ZM51 203V202H50ZM62 203H63V201H62ZM97 203V204H98ZM99 203V205H101ZM104 203V202H103ZM208 204H209V202H207ZM10 204H12V202L10 203ZM21 204H22V202H21ZM38 204V203H37ZM58 204H59V202H58ZM105 204V203H104ZM103 204V205H104ZM110 204V203H109ZM115 203L113 202V205H114ZM171 205V209L168 207V205ZM187 204V203H186ZM207 204V205H208ZM15 205V204H14ZM17 205V204H16ZM20 205V204H19ZM24 205V207H28L29 206V204H28V206H25V203L23 204ZM34 205V204H33ZM36 205V204H35ZM102 205V206H103ZM111 205V204H110ZM183 205H185V204H183ZM188 205V204H187ZM5 206H7V205H5ZM13 206V205H12ZM48 206V205H47ZM190 206V205H189ZM192 206V205H191ZM210 206V205H209ZM8 207V206H7ZM11 207V206H10ZM14 207V206H13ZM18 207V206H17ZM16 207V208H17ZM20 207V206H19ZM29 207H31V206H29ZM34 207V206H33ZM93 207V206H92ZM100 207V206H99ZM104 207V206H103ZM115 207V206H114ZM186 207V206H185ZM2 208V207H1ZM12 208V207H11ZM10 208V210H13V208L11 209ZM50 208V207H49ZM96 208V207H95ZM102 208V207H101ZM105 208V207H104ZM103 208V209H104ZM106 208H107V206H106ZM187 208H188V206H187ZM207 208V207H206ZM9 209V208H8ZM32 209V208H31ZM30 209V210H31ZM34 209V208H33ZM88 209V208H87ZM186 209V208H185ZM188 209H190V208H188ZM196 209V208H195ZM6 210V209H5ZM16 210V209H15ZM18 210V209H17ZM102 210V209H101ZM106 210V209H105ZM104 210V211H105ZM117 210V209H116ZM115 210V211H116ZM191 210H192V208H191ZM8 211V210H7ZM87 211V210H86ZM94 211V210H93ZM92 211V212H93ZM100 211V210H99ZM104 211L102 212L103 214H104ZM120 211V210H119ZM189 211V210H188ZM197 211V210H196ZM209 211V210H208ZM39 212V211H38ZM54 212V211H53ZM63 212V211H62ZM95 212V211H94ZM98 212V211H97ZM101 212V211H100ZM105 212H108V210L107 211H105ZM111 211H109V213H110ZM201 212V211H200ZM59 213V212H58ZM101 213V214H102ZM36 214V213H35ZM34 214V215H35ZM51 214H53V213H51ZM102 214V215H103ZM115 214V213H114ZM119 214V213H118ZM170 214H172L173 216H175V220H176V222L173 224V225H169V224H167V221H168V218L170 217ZM202 214V213H201ZM57 215H59V214H57ZM56 215V219H57V221H58V218H59V216H57ZM101 215V218H102V220H103V216ZM112 215H113V213H112ZM190 215V214H189ZM192 215V214H191ZM55 216V215H54ZM53 215H52V217H50L51 219L54 217ZM90 216V215H89ZM118 216V215H117ZM116 216V217H117ZM105 218H106V216H104ZM115 217V216H114ZM199 217V216H198ZM43 218H45V217H43ZM94 218V217H93ZM111 218V217H110ZM118 218V217H117ZM196 218V217H195ZM33 219H34V217H33ZM42 219V218H41ZM49 218H47L46 220H48ZM89 219V218H88ZM99 219V218H98ZM114 218L112 217V220H113ZM116 219V218H115ZM22 220V219H21ZM39 220H40V216H39ZM43 220H45V219H42V221ZM45 220V221H46ZM61 220V219H60ZM101 220V219H100ZM105 220V219H104ZM108 220V219H107ZM107 220H106V222H107ZM111 220V219H110ZM44 221V223H46L47 224V222H45ZM95 221V220H94ZM48 222H49V220H48ZM105 222V221H104ZM105 222V223H106ZM88 223V222H87ZM94 223V222H93ZM40 224H41V221H40ZM61 224V223H60ZM108 224V223H107ZM171 224V223H170ZM48 225H50L49 223H48ZM75 225V224H74ZM95 225V224H94ZM41 226H43V225H41ZM41 226H37V227H41ZM110 226V225H109ZM109 226H108V228H109ZM177 226H180V228L179 229H176V227ZM111 227V226H110ZM154 227V226H153ZM92 228H94V231H96L95 230V228H97V227H95V226H92ZM199 228V227H198ZM35 229H38V228H35ZM107 229V228H106ZM197 229V228H196ZM215 229V228H214ZM109 230H111L110 228H109ZM113 231L115 230L114 228L112 229ZM154 230V229H153ZM208 230H210V229H208ZM93 231V232H94ZM116 231V230H115ZM196 231V230H195ZM97 232V231H96ZM112 232V231H111ZM111 232H110V235H111ZM129 232H131V231H129ZM128 232V233H129ZM154 232H155V230H154ZM153 232V233H154ZM133 233H134V231H133ZM133 233H131V234H133ZM214 233V232H213ZM94 234V233H93ZM92 234V236L94 237V235ZM108 234H109V232H108ZM130 234V235H131ZM193 234V233H192ZM215 234V233H214ZM34 235V234H33ZM95 235H98V234H95ZM224 235V234H223ZM229 235V234H228ZM90 237V238H93V237ZM113 236V235H112ZM16 237V236H15ZM97 237V236H96ZM133 237V236H132ZM131 237V238H132ZM231 237V236H230ZM102 238V237H101ZM105 238V237H104ZM221 238V237H220ZM6 239V238H5ZM8 239V238H7ZM192 239V238H191ZM236 239V238H235ZM97 240H98V237H97ZM96 240V241H97ZM101 240V239H100ZM118 240V239H117ZM129 241V240H128ZM192 241V240H191ZM237 241V240H236ZM15 242V241H14ZM103 242V241H102ZM102 242H101V244H102ZM115 242V241H114ZM211 242L212 243H215V244H221V242L218 240V239H215V238H213V239H211ZM119 243H120V241H119ZM118 242H117V244H119ZM87 244V243H86ZM108 244V243H107ZM116 244V245H117ZM183 244V245H184ZM191 244V243H190ZM189 244V245H190ZM226 244V243H225ZM236 244H238V243H236ZM245 244V243H244ZM35 245H36V243H35ZM85 245V244H84ZM98 245V244H97ZM185 245H184V247H185ZM240 245V244H239ZM18 246V245H17ZM86 246V245H85ZM100 246V245H99ZM104 246H105V244H104ZM103 246V247H104ZM130 246V245H129ZM169 246H170V244H169ZM223 246V245H222ZM19 247V246H18ZM139 247V246H138ZM173 247V246H172ZM192 247H193V245H192ZM224 247V246H223ZM226 247V246H225ZM99 248H101V246L100 247H98V250H100ZM109 248V247H108ZM133 248V247H132ZM131 248V249H132ZM174 248V247H173ZM176 248V247H175ZM237 248V247H236ZM107 249V248H106ZM116 249V248H115ZM117 249H118V247H117ZM130 249V250H131ZM136 249H137V246H136ZM223 249V248H222ZM126 250V249H125ZM128 250V249H127ZM132 250H134V248L132 249ZM131 250V251H132ZM137 250H139V248L137 249ZM136 250V251H137ZM225 250V249H224ZM107 251H109V250H107ZM130 251V252H131ZM135 251V250H134ZM135 251V252H136ZM174 251H175V249H174ZM186 251V250H185ZM100 252V251H99ZM111 253L110 254H112V251H110ZM127 252V251H126ZM130 252H129V254H130ZM138 252V251H137ZM38 253V252H37ZM158 253V252H157ZM98 254H102V253H98ZM126 254V256L128 257V253H125ZM136 254V253H135ZM100 256V255H99ZM112 256V255H111ZM137 256V255H136ZM176 256V255H175ZM188 256V255H187ZM178 257H180V255H178L177 256V258ZM120 259V258H119ZM188 259V258H187ZM186 259V260H187ZM178 261H179V258H178ZM184 261V260H183ZM132 262V261H131ZM168 261H166V263H167ZM186 262V261H185ZM113 263V262H112ZM130 263V262H129ZM175 263H177V262H175ZM179 264V263H178ZM184 264V263H183Z\"/></svg>",
    "mask_w": 264,
    "mask_h": 264
}]
</instances>
